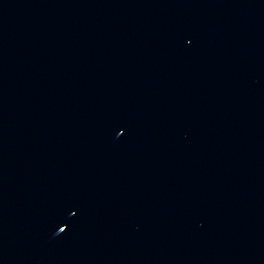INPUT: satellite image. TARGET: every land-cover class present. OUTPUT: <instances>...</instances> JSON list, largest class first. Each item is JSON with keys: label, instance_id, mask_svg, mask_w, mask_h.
<instances>
[{"label": "water", "instance_id": "1", "mask_svg": "<svg viewBox=\"0 0 264 264\" xmlns=\"http://www.w3.org/2000/svg\"><path fill=\"white\" fill-rule=\"evenodd\" d=\"M0 264H264V0H0Z\"/></svg>", "mask_w": 264, "mask_h": 264}, {"label": "snow or ice", "instance_id": "2", "mask_svg": "<svg viewBox=\"0 0 264 264\" xmlns=\"http://www.w3.org/2000/svg\"><path fill=\"white\" fill-rule=\"evenodd\" d=\"M120 131L122 132L123 131V128H121ZM60 230L63 231V228H61Z\"/></svg>", "mask_w": 264, "mask_h": 264}]
</instances>
